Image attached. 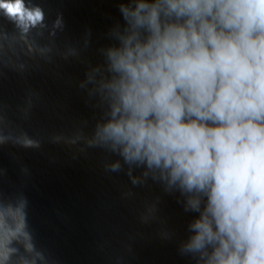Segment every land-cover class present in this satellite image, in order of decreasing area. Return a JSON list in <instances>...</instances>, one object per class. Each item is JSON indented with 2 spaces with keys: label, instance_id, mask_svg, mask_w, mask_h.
Segmentation results:
<instances>
[{
  "label": "water",
  "instance_id": "water-1",
  "mask_svg": "<svg viewBox=\"0 0 264 264\" xmlns=\"http://www.w3.org/2000/svg\"><path fill=\"white\" fill-rule=\"evenodd\" d=\"M172 2L24 0L42 15L27 27L0 8V264H219L211 182L189 188L110 128L140 118L120 58L189 30ZM206 216L217 235L196 246Z\"/></svg>",
  "mask_w": 264,
  "mask_h": 264
},
{
  "label": "clouds",
  "instance_id": "clouds-1",
  "mask_svg": "<svg viewBox=\"0 0 264 264\" xmlns=\"http://www.w3.org/2000/svg\"><path fill=\"white\" fill-rule=\"evenodd\" d=\"M171 7L190 14L189 30L169 29L120 58L131 77L124 103L140 118L111 131L129 140L133 155L144 149L150 161L174 164V177L189 188L211 182L209 210L226 234L219 264H264V0H173ZM0 8L25 27L42 18L24 0H0ZM213 12L227 33L206 19L197 28L196 19ZM150 113L154 123L145 122ZM212 220L196 222V246L217 235Z\"/></svg>",
  "mask_w": 264,
  "mask_h": 264
}]
</instances>
